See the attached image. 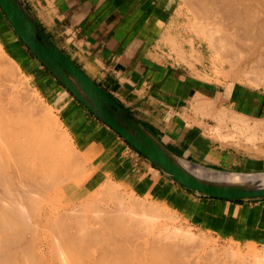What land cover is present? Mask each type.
<instances>
[{
	"label": "crops",
	"instance_id": "0c3cea01",
	"mask_svg": "<svg viewBox=\"0 0 264 264\" xmlns=\"http://www.w3.org/2000/svg\"><path fill=\"white\" fill-rule=\"evenodd\" d=\"M21 1L51 40L172 154L214 171L264 172L263 141L254 146L223 138L243 126L236 116L261 121L264 128V96L216 80L180 0ZM46 78L57 82L48 73ZM55 84L60 96L50 97L97 170L141 196L171 201L198 229L227 241L264 244V200H217L187 190Z\"/></svg>",
	"mask_w": 264,
	"mask_h": 264
},
{
	"label": "bare ground",
	"instance_id": "6f19581e",
	"mask_svg": "<svg viewBox=\"0 0 264 264\" xmlns=\"http://www.w3.org/2000/svg\"><path fill=\"white\" fill-rule=\"evenodd\" d=\"M200 5L202 13L209 16L212 32L219 34V37L216 34L217 38L208 31L217 38L218 45L214 43L213 48L223 49L232 59H236L243 49L250 51L249 54L253 50L250 56H254L255 62L247 65L253 64L256 82H262L264 0H201ZM2 13L0 28L3 29ZM204 29H209L206 24ZM8 45L15 57H25L11 43ZM2 48L0 45V59L12 63H8V67L0 60V83L3 74H7L3 77L10 81L17 77L16 64ZM244 57L242 59L248 63ZM233 61L230 63H239ZM12 73L15 77L11 79ZM2 85L0 264H264V254H254L255 259H247L243 257L247 253L240 256L239 250V256L235 251L236 255L231 254L230 248L231 253H228V248L223 249L219 241L211 243L210 237L199 238L192 230L178 226L173 220L175 217L170 218L168 212H164L166 209L141 204L134 198L126 199L112 182H96L92 173L86 174L85 161L76 155V149H72L52 108L35 105L39 99L34 93L35 101L30 103L21 102L22 97L17 98L20 97L18 94L13 101L6 99L9 95H3L4 99L2 94L6 87L2 88ZM10 86L7 88L12 90L13 86ZM234 119L237 120L235 123L241 121L243 126L223 138L254 146L258 139L264 142L263 122L249 117L236 116ZM252 122L256 124L252 125ZM195 169L201 174L226 176L235 181L254 177L223 174L203 167Z\"/></svg>",
	"mask_w": 264,
	"mask_h": 264
},
{
	"label": "water",
	"instance_id": "95a60500",
	"mask_svg": "<svg viewBox=\"0 0 264 264\" xmlns=\"http://www.w3.org/2000/svg\"><path fill=\"white\" fill-rule=\"evenodd\" d=\"M0 9L31 55L96 119L121 136L173 181L217 200H264V172L235 181L201 174L200 167L172 154L131 112L77 66L45 33L21 0H0ZM223 174H237L216 171Z\"/></svg>",
	"mask_w": 264,
	"mask_h": 264
},
{
	"label": "rangeland",
	"instance_id": "374dc122",
	"mask_svg": "<svg viewBox=\"0 0 264 264\" xmlns=\"http://www.w3.org/2000/svg\"><path fill=\"white\" fill-rule=\"evenodd\" d=\"M196 1H198V2H196ZM180 2H181L183 11L187 15V22H186L187 28H189L190 30H192L193 32L196 33V35H197V43L200 45L199 48H201L203 50L204 54L206 53L205 56H208V58L211 59V61L213 63L214 77L216 78V80L222 81V82H227V83H229L231 85L232 84L244 85L246 88L250 89L251 91L259 92L261 95L264 96V86H263V83H264L263 82V80H264L263 78L264 77H262V82L263 83L260 80L259 81L261 83L259 81H258L259 83L256 82V80H258V79H256L255 72H253L254 71L253 70V64L252 65H247V64L255 62L254 56H250V55H252V51L253 50L251 51V54H249L250 51H248V50L245 51V49H243L242 51L246 52L245 53L246 55H244V53L242 55V51H240L239 53L242 56L239 54V56H237L236 59H232L231 58L232 57L231 54H226L223 51V49H221V48H218L220 50L214 49L212 45L214 43H216V39L219 37L218 36L219 34L215 33L216 31L212 32L213 25L211 26L212 23H211L210 20H208L209 19V16H207L208 14L205 15L201 11V5H200L201 4V0H195V1L191 0L192 3H189L190 2L189 1L188 4H187V2L185 0H180ZM189 4H192V5L193 4L194 5L197 4V5H195L194 8H191L192 5H189ZM196 6L199 9L195 8ZM192 9H194V11ZM1 13H2V10L0 9V14ZM198 14H200V15H198ZM1 16L3 17L5 26L3 25V29L0 28V29H2V31L0 30V32H1L0 33V45H1V47H3L2 50L5 53V55L8 56L9 59L12 60L14 64H16V67L14 65L15 68L14 67L13 68H14V71H15L16 76H17V77H15V74L13 75V73H12L11 76L9 75L11 77V79H12V77L13 78L15 77V79L14 80L12 79V81H10L9 78L7 79V77H5V79H4L3 76H7V74L6 75L3 74V76H1V83L0 84L2 85L3 81H5L3 84L6 87L5 90L7 92V93L6 92L4 93L5 90H3L2 93H4V94H2V96L3 95L5 97H9L10 96L9 98H6V99L13 101L14 100L13 98L15 96L19 95L20 97H17V98H21L22 97V99H21L22 101L21 102H24V103L25 102L26 103L27 102L30 103V101H32V100L35 101L34 99L37 98L39 100L37 101V103H35V105L37 104V106H39V107L41 106L42 108H44L46 106L51 107L52 111H53V114H54V117L56 116L55 118H57V120H59V122L61 123L60 124L61 125V131H63L65 136L68 138L71 146L73 147L72 149L73 150L76 149L75 150L76 155H78L81 159H83V161H85V163H84L85 164V169L87 170L86 174L92 173V176H95L96 182H98V183L100 181L101 182H108L109 181V182L114 183L115 185L114 184L113 185L115 186V188L119 187V188H117V190L120 192V194L123 197L126 196L125 197L126 199L127 198L129 199V197H130L132 199L133 198L136 199L137 201L139 200V202L141 201L142 202V203L140 202L141 204L151 205L153 207H159L162 210L166 209L164 212L166 214L168 212L167 215H169L170 218H171V216H172V218L175 217V219H173V220H175V222H176V224H178V226L181 225L185 229H189L190 231L192 230L191 232H193L198 237L202 236L205 239L210 237L211 239L210 238L209 239H210V242L212 241L211 243L219 241V243L221 244L220 246L223 249L224 248H226V249L228 248L227 249L228 253H231V252H229L230 249H232V250H230V251H232L231 254L234 255L235 254L234 251H235L237 256H239L238 253H240V256H242L245 253H247V254H245V255H247L246 257L243 256L244 258H247V259H253V258L255 259V256H257L259 253H260L259 256L264 254V244H260V243H240L238 245L235 242L224 240L222 238L217 237L216 235H213V234L208 233V232H206L204 230L198 229V228H196L195 226H193L191 224V222L189 221L188 218H186L181 213H179L171 205H168V204L171 203V201H168V202L164 203V202H162L160 200H156V199L151 198V197L141 196V195L137 194L126 183L121 182V181H119L117 179H113V178H111L109 176H106L105 174H107V173H104V172H101V171L97 170L99 168H98V165L94 162V160L91 157L87 156L85 153H83L80 150V148H78V146L76 145L74 139L72 138L71 133L69 132L67 126L65 125V122L63 121L60 109H58L57 105H55L56 103L54 101H52V99L50 97V94L52 92L58 93L56 91L58 84H55V83H59V82L40 64V62L37 59H35L31 55V53L29 52L27 47L24 45V43L16 35L15 31L13 30L11 24L9 23V21L6 18V16L4 15V13H2ZM198 16H200V17H198ZM201 16H203V17L206 16V18L204 19ZM200 18L203 19L202 22L200 21ZM204 20L206 22H204ZM203 22H204V24H203ZM7 24L9 26H7ZM205 24H206V27L209 28L211 31L209 29H204ZM210 26H211V28H210ZM5 27L7 28L6 30H5ZM208 31L210 33L212 32L215 36L217 34L218 37L216 36L217 37L216 39L213 38L215 36H212L211 35L212 33L209 34ZM5 36H6V38H5ZM13 40H15V43H12ZM10 41H12V42H10ZM10 43H11V45H17L19 47V50L21 51V54H23L25 57H22V56L15 57L13 55V52L11 50L10 45H8ZM219 51H221V52H219ZM221 53L224 56L226 54L227 57L226 56L224 57ZM27 54H29L30 57H28ZM247 56H248V58H247ZM8 57H6V58H8ZM229 57H230V59H229L230 61L228 60ZM243 57L246 60L248 59V63H246L247 61H244V59H242ZM231 59H232V61L234 60L233 62H235V63L238 60L239 63L238 64L236 63L237 65L233 64V63H230V62H232ZM0 60L5 62V63L4 62L2 63L0 61L2 64H6L8 59H4V60L0 59ZM8 63H12V62L9 61ZM8 63H7V65H8ZM231 64H233V65L231 66ZM8 67H9V65H8ZM47 73L50 74L54 78V81H57V82H53L49 78H46L47 77ZM253 73H254L255 76L253 75ZM39 78H41L42 81H40ZM6 79L9 80V81L6 82ZM19 83H21V85ZM10 84L13 86V88L14 87L18 88V89L14 88L15 91H18V93L15 92L13 88H12V90H10L11 89V88H9V87H11ZM53 84H55V86ZM6 85L9 86L8 87L9 89L7 88ZM4 86L2 85L1 87L3 88ZM19 88H20V90H19ZM11 91L15 92V94L13 93L14 96L11 95L12 94ZM9 92H11V93H9ZM33 93H34L35 96L33 95ZM6 94H7V96H6ZM16 94H18V95H16ZM58 95L60 96V93H58ZM5 97H4V99H5ZM18 100L20 101V99H18ZM23 100H25V101H23ZM180 202L181 201L176 202V203L180 204ZM176 203H172V204H176ZM209 239H207V240H209ZM238 250H239V252H238ZM252 254H253V257H252ZM254 254H255V256H254Z\"/></svg>",
	"mask_w": 264,
	"mask_h": 264
}]
</instances>
